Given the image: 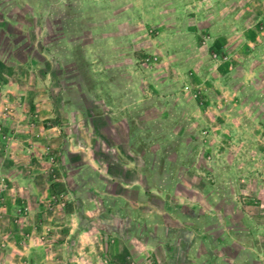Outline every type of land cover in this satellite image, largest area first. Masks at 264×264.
<instances>
[{
  "label": "rangeland",
  "instance_id": "374dc122",
  "mask_svg": "<svg viewBox=\"0 0 264 264\" xmlns=\"http://www.w3.org/2000/svg\"><path fill=\"white\" fill-rule=\"evenodd\" d=\"M147 1L137 0L136 5H133L135 2L121 5L115 27H95L94 30L98 33L104 30V34L100 33L101 43L97 46L98 50L93 54L90 51V56L88 55L90 76L94 81L93 90H86L76 80L69 63V42L74 43V38L68 36H73L78 41L79 35L74 28L71 30V26L64 23V20L71 22L72 15L68 14L65 0H34V5H30V15L25 17L30 25L22 27L17 22L16 10L0 3L2 19L7 22L9 17L14 18V27L21 33L18 37L22 43L14 52V65L19 64L16 72L21 93L18 100L21 123L24 122L23 129L29 133L34 130L38 137L37 141L23 139L22 143L18 144L27 148L25 150L28 155L34 151L35 167H25L28 169L26 176L30 177L31 188L34 190V194L30 195L35 199L31 201L30 197L31 203L26 201V198L21 196L24 195L21 183L14 185L11 176H5L0 170V225L31 227L29 232L17 237H22L27 244L33 242L34 264H45V255L49 256L47 261L52 264H114L110 260L113 256H109V249H116V264H154L150 257L153 250L147 248L138 236L141 233L143 237L148 238L149 233L140 232L139 224L130 216L140 211L131 210L116 198L117 194H123V189L116 188L114 195L107 190L106 184L102 183L103 175L109 177L113 174L116 164L111 160L122 156L119 147L121 144L113 141V134L116 133L113 129L121 126L126 137L128 134L132 138L144 135V146L158 148V153H147L148 158L156 157V160L163 164L179 161L183 168L186 167L189 155L186 154L184 145L190 142L195 146L194 181L199 188L204 187L206 198L207 190H214L212 184L207 185V167H212L214 163L213 147H224V151H217V148L215 151L221 153L224 161L228 160L235 165L236 181L226 184L221 192L224 199L222 210L214 216L216 227L219 226L221 230H207V226L203 228L204 224L201 225L203 229L199 231L202 236L200 243L205 246L204 241H207V250L198 258L200 248L196 245L192 259L194 262L199 261L207 253L214 255L217 264H264V198L257 199V188L264 191V115L254 117L257 119L254 121L255 125L261 128L262 132L253 135L248 129L249 122L242 114L238 124L230 122L226 127L223 123H216L215 119L220 115L217 108L228 102L233 91L217 85L218 95L210 99L207 86L203 84L204 79H207V71L215 72L219 65V60L213 59L208 53L209 45L215 44L216 41V33H212V29L218 27L230 30L231 27L219 24L223 18L216 10L204 13V21L201 7L193 5L198 22L194 17L189 20L195 23L197 35H194L193 41L189 40L190 44L186 45L188 50L180 49L182 41L175 42L177 47L174 50L173 42H160L165 33L156 27L160 19L154 14V10L148 9L147 13L143 9L142 3ZM23 6L25 5H18L16 0L14 8L18 9L19 16H23ZM130 6L132 9L128 11ZM105 8L106 5H101L99 12L107 11ZM72 11L75 12L74 9ZM249 17L248 24H253L262 16ZM20 19L24 20L22 17ZM121 19L124 24L119 26ZM217 19L219 21L215 24ZM261 22L257 23V27L259 32L263 33L264 23ZM234 25L236 30H240L237 24ZM112 28L117 34L112 35ZM125 29L128 32L123 38L124 34H119V31ZM67 38L69 39L66 40ZM236 40L237 38L233 41ZM65 41L68 46L66 48ZM167 46L168 53L165 51ZM259 51L264 52V46L260 45ZM6 52L9 53V48ZM262 58L264 62V57ZM27 60L30 64L33 61L37 66L20 64ZM260 62L261 65L262 61ZM248 70L252 69L244 70V77L250 76ZM260 70L264 74V68ZM198 77L204 78L199 81L194 79ZM1 88L5 93L7 87L1 85ZM196 92L203 98L196 99ZM91 102L101 110L97 120L90 118L91 110L87 109V103L92 107ZM261 106L260 111L264 112L263 104ZM254 107L260 108L258 103H254ZM13 109H2L3 115L10 114ZM251 110L252 108L245 116L250 115ZM130 119L133 121L131 126L128 122ZM119 122L121 125H118ZM233 125L238 126L240 132L233 133ZM181 130L182 133L179 132ZM47 131L51 133L49 139L54 141L46 144L41 142L39 135ZM155 131H162V136L153 139ZM189 131L191 132L188 133ZM0 134L4 136L2 140L10 148V137L3 132ZM166 136L167 141L180 136L178 141L185 148V152L182 149L178 155L164 152V145L170 144L166 145L163 141ZM67 151H76L73 152L78 157L76 164L69 161ZM131 153L134 155V151ZM251 160L252 163H249ZM21 161L25 163L22 159ZM129 161L131 165L139 167L138 160ZM181 170L180 178L185 169ZM169 173L166 169L159 170L157 176L166 180ZM22 182L25 183L24 180ZM17 195L20 197L16 198ZM246 196L252 197L253 204L263 215L257 217L256 209L252 211L255 212L253 215H249L246 208L243 211L241 203ZM11 197L16 199V203L9 206L12 215L9 218L1 217ZM209 207L210 202L205 210L212 213ZM31 208H35L37 217L29 223L27 218H30ZM97 212L102 213V216L97 217ZM107 214L115 215L116 232L106 225ZM172 225L183 224L178 221L164 223L158 231L160 246L168 253L165 262L169 264H173L170 263L172 251L176 253L175 248H179L171 240L172 235L169 236ZM119 227L122 229L121 233L118 232ZM198 228L197 225L196 229ZM91 230L94 231L97 249L95 243L93 247L92 240L85 234ZM219 230L222 231L220 234L217 233ZM207 231L212 232L207 234ZM180 234L183 238L182 233ZM81 236L85 238L81 239ZM220 236L223 242H218ZM209 238H212L211 241ZM0 239V264H18V260H11V252L15 250L7 243L9 238L4 236ZM121 244L134 252L128 250L127 253H121ZM146 250L148 255L144 253ZM19 256L28 258L27 252H19ZM19 264H23V261ZM187 264L192 263L190 261Z\"/></svg>",
  "mask_w": 264,
  "mask_h": 264
},
{
  "label": "crops",
  "instance_id": "0c3cea01",
  "mask_svg": "<svg viewBox=\"0 0 264 264\" xmlns=\"http://www.w3.org/2000/svg\"><path fill=\"white\" fill-rule=\"evenodd\" d=\"M33 2L34 0H18V5H25L23 6L25 11H23L22 13L23 16H19L18 9L16 7L14 8L16 0H8V2H2L0 0V3L3 6H10L11 10H16V15L18 18L17 22L21 27L23 25H30L29 21L26 22L25 17L30 15V5H34ZM132 2H135L133 3V5H136L137 0H132ZM132 2L129 0H65V4L68 8V14H72L70 20L73 23L67 20H64V23L70 25L71 30L74 28V30H76V33H78L79 35L78 41L75 40V37L67 35L68 37L74 38V43L69 42L71 44V51L70 53H68V59L70 65L72 66V72L75 74L76 80L80 82L86 90L94 89V81L90 76L91 73L89 68V53L91 51V54H93L98 50L97 46H99L101 43V40H99V36H101L100 33L104 34V30H100L98 33V31L94 30L95 27H115L117 25L116 22L118 10H121V5H130ZM200 2L201 0H148L147 2L142 3V5L143 9H145L146 12L148 9L154 10V14L157 15L160 19V23L156 27L158 29H161L165 33V36L160 39V42H173L174 47L172 48H174V50L177 47V44L175 45V42L180 43V41H182V43H180V49L182 48V50H188V47L186 45L188 43L190 44L189 40L193 41V38H195V36L197 35V31L194 27L195 23H192L189 20L191 19V17H194L198 22V15L194 13L193 5H197V8L201 7L203 14H207V12L210 13V11L216 10L218 12V15L222 16V23L219 24L229 25L231 28L230 30H222V28L214 27L212 29V33H216L215 44H222L224 45V47H229L228 49L230 50V53L234 55L233 59L236 66L234 72H232L230 75L226 72L228 70L225 66L218 65L214 70L215 72H212L211 70L207 71V79H204L203 81V84L207 86V94L210 99L215 98L218 95L217 85H220V87H225L227 90L233 91L231 97H229L228 102H226L228 104L226 105L228 106V108H226L224 113L220 112V115L215 119L216 123H223V125L225 124V126L228 127V123L230 122L237 123L242 114L244 115V119L249 122L248 129L251 131V135H253L254 133L262 132V129L255 125L254 121H256L257 119H255L254 117L264 115V112L260 111V109L262 108L261 105L263 104L264 106V74H262V78L258 76L260 80L257 79L258 73L255 70L258 69L259 65L255 67L253 65V62L256 59L260 58V60L262 61V64L260 66L264 68V62L262 58L264 57V52H260L258 50L259 52H257L256 56L253 59L251 58V53H247V51L245 52V47L257 46L260 48V45L261 47L264 46V32H259L257 27L258 22L262 21L261 23H264V0H203V2ZM95 5H106L105 9H107V11L99 12L101 10L100 6L96 7ZM73 9L75 10V12L72 11ZM130 9H132L131 6L127 10L130 11ZM205 14L204 17H202L204 21ZM260 15L262 17L259 18L256 22H254L253 24H248V20L250 18L249 16L257 17ZM20 17H22L24 20L20 21ZM122 20L123 19H121V22ZM218 21L219 20L217 19L215 21V24ZM123 24L124 23L122 22L121 24H119V26ZM234 24H237L240 27V30H236L237 27ZM15 25L16 20L14 18L9 17L8 21L6 22L0 16V132H3L6 136L10 137L11 143V147L9 148L8 145L2 140L4 136L0 134V170L5 176H11L14 185H17V183H21V191L24 194L21 196L25 197L26 201L31 203L30 197L31 201L35 199L33 195H30L34 194V190H32L31 188L32 182L30 181V177H27L26 174L28 172V169H32V167H35V163L33 162L35 161V155L33 153L34 151H31L30 155L26 154L25 149L27 148H25V146L21 147L19 145L22 143L21 141L23 139H27L29 141H37L38 137L34 130L29 133V131L23 129L25 128V125L24 122L21 123L19 115L18 100L19 98H21V93L19 91L20 85L19 82H17L18 74L16 72L17 66H19V64L17 66L14 65V52L19 49L22 42L20 40V37H18V35L21 33L20 31H16V27H14ZM61 26H63V23L61 24ZM125 26L131 27L128 25ZM243 26H245V28H243ZM126 32H128L126 29L123 31L120 30L119 34L123 33L124 38L125 34H127ZM115 34H117V31L112 28V35ZM235 38H237V42L233 41ZM68 39L69 38H67L66 40ZM66 47L68 46L67 42L65 41V48ZM8 48L9 53L6 52ZM174 50H172V52H174ZM165 51L168 53V46L165 48ZM258 54L262 55L259 56ZM23 63L27 66L31 64H33L32 66H37L33 61H31V64L28 63V60L26 62H20V64ZM248 68H251L252 70H248L251 74L247 78L243 76V72ZM229 75L231 78H233V88L230 87L231 84H228L227 76ZM202 78L204 77H198L194 79L199 81L202 80ZM1 85L7 87L5 93L1 88ZM254 103H258L260 108H255ZM89 104L90 103H87V109L91 110V112H89L90 118L93 120H97L98 118H100L101 110L95 103L91 102L92 107H89ZM7 107L14 108L13 112L3 115L2 109H6ZM250 108H252V110L250 111V115L248 114V116H245ZM128 122L130 126L133 123L132 119H130ZM118 125H121V122H119ZM232 129L233 133L240 132L238 126L233 125ZM113 130L116 132L115 134H113V141L115 143L121 144V146L119 145V147L122 151V156L111 160L112 163L116 164V166L113 168V174L109 177L108 175L102 174V183L106 184L107 190L114 193V195H116V188L123 189V194H117L116 198H118L119 201L123 204H126L131 210L140 211L135 212L136 214H131L130 216L139 224L140 232L149 233L148 238L143 237L141 233H139L138 236L140 240L148 246L147 248L153 250V253L150 254V257L153 259L154 264H169L168 262H165V258L168 253L163 250L162 246H160L158 231L162 228V224H169L173 221L181 222L183 225H172V230H169V236L172 235L171 240H173L174 243L177 244L176 247H179L175 248L177 256L175 251H172L170 263L172 262L173 264H187V262L189 263L191 261L192 264H197V262L198 264H217L214 260V255L207 253L206 255L204 254L203 259L194 262V259H192V252L197 248L196 245H198L200 248L198 251V258H201L203 252L207 250V241H204L205 246L200 243V239L202 236L200 235L201 232L199 231H201V229L205 228L206 226L207 230L219 228V226L216 227L214 216H216L217 212L222 210L221 205L224 202V199L221 192L224 190L226 184L234 183V181H236L234 178L235 165L231 164L228 160L224 161L221 153L215 151L216 148L217 151H224L225 148H221L220 146L213 147L214 150L212 151V155L214 163L212 164V167H207V185L212 184L214 190L212 192L210 190H207L206 198L205 190L203 189L204 187L199 188L197 182L194 181L196 179V174L194 172V158L196 153L195 146H193L190 142L188 145H184L187 152L186 154L189 155V159L187 163H185L186 167L183 168L179 161H173L169 164H163L157 161L156 157L148 158L147 153H158V148L151 145L144 146V135H138L132 138L128 134L126 137V135L122 131L121 126H118V129L115 128ZM179 132L182 133V130ZM190 132L191 131H189L188 133ZM41 134L42 135H39V138L42 139L41 142L47 144L48 142L54 141L49 139L51 133H48V131L41 132ZM162 134V131H155L152 137L153 139H155L156 137L159 138V136H162ZM166 135H168V133H166ZM130 138L132 139V141ZM179 138L180 136L174 140L173 138L170 139L172 141H167V136L164 137L163 141L165 142V144L170 143L172 145H164L163 151H168L169 154L175 155L181 154L180 149L185 152V148L179 144ZM131 151H134V155H132ZM73 152L76 151H67V154H69V161L76 164V162L78 161V157L74 155ZM21 159L25 163H23ZM131 159H135L136 161L138 160L139 167L131 165V162L129 161ZM249 163H252V160ZM256 164L258 165V163ZM25 166H27L28 169ZM165 169L170 172L166 177V180L163 177L157 176L159 170L165 171ZM181 169H185L182 178H180L182 174ZM106 177L108 178L106 179ZM22 180H24L25 183H23ZM217 191L220 193H218ZM257 195V199L259 198L258 200L264 198V191L260 190L259 187L257 188ZM19 197L20 195H17L16 198ZM14 202L16 203V199L11 197L10 202L8 203V207L6 208L4 214L1 215V217L4 216L6 218H9L12 215V209H9V206L11 204H14ZM209 202V210L213 211L212 213H208L206 211ZM241 207L243 211L246 208V211L249 212V215H253L255 213L252 212L254 211V209L257 210V217H259V215H263L261 214L262 212L258 211L259 208L253 204L252 197L246 196L242 200ZM35 211V208H31L30 218H27L29 223L31 222V220H34L37 217ZM96 214L97 217L102 216V213L100 212H97ZM106 216H108L106 225L109 226L111 230L116 232L115 229L117 228V222L116 218L114 220L115 215L107 214ZM103 219H105V217H103ZM96 221L98 224L97 219ZM197 225L199 227L198 229H196ZM201 225H203V228H201ZM30 230L31 227L27 225H25L24 227H5L3 225H0V237L4 238L5 236L9 238L7 243L10 244V246L15 250L14 252H11V260H18L19 263L23 261V264L27 262L28 264H34L33 253H35V250H33V242L31 243L30 241V243L27 244V242L22 239V237H17L18 235H23L24 232H29ZM220 230L217 233L220 234L222 232ZM93 232L94 231L91 230V232L85 234L87 235V238L92 240L94 247V243L96 241H94L95 237L93 235ZM118 232H122V229H120V227ZM207 232V234H209L212 231ZM180 233H182V235L184 236H182L183 238H181ZM83 238L85 237L81 236V239ZM220 238L221 236L219 237L218 242H223V239L225 237L223 238L222 235L223 239ZM97 245L98 244L95 243L96 249ZM119 247L123 250L121 253H127L129 252L128 250L134 252V250L127 249V246H124L122 244L119 245ZM209 247H211V245ZM19 252H23L24 254H26L27 252L28 258L25 259L23 256H19ZM115 253L116 249H109L108 254L109 256H113L110 257V260H112L114 264H116L118 261V256H116ZM144 253L148 255L147 250L144 251ZM134 255L136 256V254ZM48 257L49 256L45 255L43 257V262L45 264H52L48 263ZM6 260L9 261V259ZM177 260H179V262ZM38 263L40 262L38 261Z\"/></svg>",
  "mask_w": 264,
  "mask_h": 264
},
{
  "label": "trees",
  "instance_id": "16d2710c",
  "mask_svg": "<svg viewBox=\"0 0 264 264\" xmlns=\"http://www.w3.org/2000/svg\"><path fill=\"white\" fill-rule=\"evenodd\" d=\"M218 1H220V0H218ZM224 6V5H223ZM243 6H246V5H243ZM243 28H245V26H243ZM229 48V47H228ZM227 47H224V45H222V44H218V45H216V44H214V43H211L210 45H209V48H208V53H209V55H210V57H212L213 59H216V60H219V65H223V66H225L226 68H227V70L228 71H226L228 74H230L231 75V73L232 72H234V69H235V63H234V55H232V53H230V50L228 49ZM254 48V49H253ZM255 48L257 49V51L255 52L256 54H257V52H259L258 50L260 49L259 47H255V46H253V47H249V46H246L245 47V52L247 51V52H251L252 53V57L251 58H253L254 59V57L256 56L255 55V53H253V51L255 50ZM259 55V54H258ZM259 56H261V54L259 55ZM258 57V56H257ZM259 58V57H258ZM261 60H260V58L259 59H256L252 64L255 66V67H257L258 65H260V62ZM257 64V65H256ZM252 68V67H251ZM262 67H260V68H258L257 70H255L257 73H258V75H257V79L258 80H260V78H262V73H261V71L262 70H260ZM230 75L229 76H227L228 77V84L230 85L231 84V88H233L234 86L232 85V82H233V78H231L230 77ZM260 78H259V77ZM195 98L196 99H202L203 97L201 96V97H199V94L196 92L195 93ZM223 105L221 106V107H218L217 108V110H219L221 113H224L225 112V110H226V108H228V106H226V105H228L226 102L225 103H222Z\"/></svg>",
  "mask_w": 264,
  "mask_h": 264
}]
</instances>
